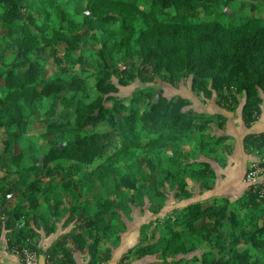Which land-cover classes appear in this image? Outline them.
I'll return each mask as SVG.
<instances>
[{"label": "trees", "instance_id": "16d2710c", "mask_svg": "<svg viewBox=\"0 0 264 264\" xmlns=\"http://www.w3.org/2000/svg\"><path fill=\"white\" fill-rule=\"evenodd\" d=\"M261 12L264 0H0L8 251L31 249L44 264H79L83 252L85 264H101L120 237L108 218L148 206L149 233L125 260L264 264V182L213 194L216 167L236 152L227 114L155 86L187 80L203 101L241 109L250 129L264 103ZM132 84L140 86L120 95ZM149 147L152 157L118 180L114 198L93 193L91 175ZM243 150L263 168L264 132H248Z\"/></svg>", "mask_w": 264, "mask_h": 264}, {"label": "rangeland", "instance_id": "374dc122", "mask_svg": "<svg viewBox=\"0 0 264 264\" xmlns=\"http://www.w3.org/2000/svg\"><path fill=\"white\" fill-rule=\"evenodd\" d=\"M237 7H233L232 10H236ZM258 18L264 19V12L257 13ZM139 84H132L128 87H124L120 90V95L127 96L131 94V92L136 89ZM155 86L157 88L163 89L162 92L166 96L172 95H183L188 97L192 106L197 110H206L210 112H224L230 115L229 125L226 127V133H232L239 135L240 129L238 130V118L237 112H229L226 108L218 105L215 100L212 101H203L200 99L195 92L190 89L189 82L186 80L184 83H181L179 87H172L167 83L156 81ZM240 123V122H239ZM39 123H32L31 127H39ZM33 141L39 142L40 139L37 136H33ZM236 147V141L234 142ZM21 151V146H15L14 152L19 153ZM153 148H141L137 149L128 156L127 159H123L119 162H116L106 168L105 171H101L91 175L87 181L93 185V193L96 196L102 197L104 200H111L114 198V193L116 190V185L119 183L118 180L121 177H130V174L137 173L140 165H145L146 161L152 157ZM3 152L2 144L0 143V155ZM133 158V160H132ZM135 158V159H134ZM132 160V161H129ZM3 165H6L4 168ZM251 166H247L245 163V156H240L239 154H235V156L230 158V163L227 168L221 169L217 168L218 172V181L214 194L220 195L225 194L234 197L235 195L240 194L243 189L248 185V181H246V173L247 169H250ZM6 169L13 170V166L5 160L0 164V177L5 174ZM246 170V171H245ZM243 177V182L240 184V179ZM240 178V179H239ZM256 181H264V174L259 175L256 178ZM87 182V183H88ZM89 188V184H87V189ZM231 191H235L230 193ZM14 194H10L9 198L15 197ZM172 206V205H171ZM171 206L166 208L163 212L171 209ZM49 205L41 202V206L39 212L47 215ZM1 212V208H0ZM6 215H0V232L6 240L7 235L9 234L8 229L2 224V221L5 219ZM108 218V217H107ZM153 217L148 210V206L144 207H134L130 209L128 213L121 212L118 218H108L109 224L114 232L119 234V241L116 248L113 250V255L111 259H107L105 261L100 262L101 264H141L135 260V258L131 257L130 259H124L123 256L131 251L140 240L147 236L150 228H148V224L151 223ZM88 234V233H87ZM57 236H53L55 239ZM47 241H51L47 239ZM7 247V246H6ZM76 259L79 264H85L87 258V254L83 252L76 253Z\"/></svg>", "mask_w": 264, "mask_h": 264}, {"label": "crops", "instance_id": "0c3cea01", "mask_svg": "<svg viewBox=\"0 0 264 264\" xmlns=\"http://www.w3.org/2000/svg\"><path fill=\"white\" fill-rule=\"evenodd\" d=\"M261 109H262V113H261L260 118L253 124V126L250 129H247L245 127L244 122L242 120L241 109H240V111H238V114H237L238 118L240 119V121H238V126H239L238 130L240 129L239 135L232 134V133H227L228 135L233 136L235 141H236V152H235V154H239L240 156H245V163L247 164V166H251L252 159H251V157H249L248 155H246L244 153V150H243V139H244V136L248 132H255V133L264 132V103L262 104ZM227 116L229 118L228 124H227V126H228L231 119H230V115L229 114H227ZM235 154L233 156H235ZM246 170H247V168H246ZM243 179L244 178L241 177L240 184L243 182ZM261 182H264V181H261ZM215 190H214V192H215ZM243 191H244V189H243ZM214 192H213V194H214ZM233 192H235V191H231L230 193H233ZM222 195H225V194H220L218 196H222ZM50 242L51 241L46 242L45 246L48 247ZM4 250L7 251L6 243H4ZM4 250H0V264H22V262H21L19 257H17L16 255H14L12 253H9L8 251L5 252Z\"/></svg>", "mask_w": 264, "mask_h": 264}, {"label": "built area", "instance_id": "2783aa9c", "mask_svg": "<svg viewBox=\"0 0 264 264\" xmlns=\"http://www.w3.org/2000/svg\"><path fill=\"white\" fill-rule=\"evenodd\" d=\"M249 170L250 171L248 172V174L246 176V181H248V184L257 182L256 178L259 175L264 174V167L260 168L256 165H251ZM4 243H6V240H4V238L0 232V250H4ZM4 251L7 252L8 249H7V251L6 250H4ZM8 252L19 257L22 264H41L38 254L31 249L24 248L20 252L15 251V250H13L12 252H10V251H8Z\"/></svg>", "mask_w": 264, "mask_h": 264}, {"label": "water", "instance_id": "95a60500", "mask_svg": "<svg viewBox=\"0 0 264 264\" xmlns=\"http://www.w3.org/2000/svg\"><path fill=\"white\" fill-rule=\"evenodd\" d=\"M40 263H41V264H44V259H43V257L40 259Z\"/></svg>", "mask_w": 264, "mask_h": 264}]
</instances>
